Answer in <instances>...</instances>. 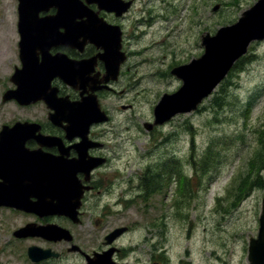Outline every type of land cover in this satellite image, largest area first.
I'll return each instance as SVG.
<instances>
[{
	"label": "flooded vegetation",
	"instance_id": "obj_1",
	"mask_svg": "<svg viewBox=\"0 0 264 264\" xmlns=\"http://www.w3.org/2000/svg\"><path fill=\"white\" fill-rule=\"evenodd\" d=\"M126 4L118 14L111 10ZM142 4L11 0L13 63L0 82V264H160L166 258L156 244L141 252L131 241L134 226H112L116 222L107 220L112 211H122L123 203L125 210L134 204L125 202L129 184L117 177L116 156L122 159L130 150L134 157L131 141L144 144L175 118L153 125L154 107L166 93L152 95L158 99L153 107L144 106L151 78L138 68L153 58L142 61L143 51L133 48L139 36L135 16ZM23 34L27 49L22 60ZM193 59L161 76H174L182 86L173 71ZM23 63L27 70L14 78ZM18 84L40 90V96L28 102L4 99ZM140 107L149 117L136 114ZM67 175L71 187L64 194ZM149 175L157 185L161 180L169 185L176 178V165L163 161L145 167L143 186L138 180V191L130 199L143 201L149 194L144 192ZM157 226L144 228L150 232Z\"/></svg>",
	"mask_w": 264,
	"mask_h": 264
},
{
	"label": "rangeland",
	"instance_id": "obj_2",
	"mask_svg": "<svg viewBox=\"0 0 264 264\" xmlns=\"http://www.w3.org/2000/svg\"><path fill=\"white\" fill-rule=\"evenodd\" d=\"M256 1L142 0L135 16L139 36L133 48L143 51L142 61L153 58L138 68L151 78L146 85L150 98L177 92L182 87L180 80L162 77L161 72L198 58L203 53V33L213 35L218 28L233 24ZM11 8V0H0V82L13 63ZM160 79L163 81L157 84ZM150 98L144 101L146 110L158 100ZM215 100L221 102L217 109ZM136 114L144 115L142 107ZM168 125L146 137L144 144L131 141L137 151L134 157L130 150L129 157L116 156V167L121 170L117 177L129 184V196L123 194L125 202L134 204L125 210L123 203L122 211H112L107 220L116 222L112 226H134L131 241L141 252L149 245L160 246L167 253L160 264H249L248 242L257 234L264 189L253 186L244 195L236 184L238 175L253 172L250 165L261 148L256 131L264 127V40L250 45L247 54L193 112L175 117ZM163 161L176 165L171 184L161 180L144 194L143 201L130 199L138 191V180L143 182L144 168ZM261 175L264 179V169ZM104 212L110 215L109 208ZM149 225L160 226L149 232L144 228Z\"/></svg>",
	"mask_w": 264,
	"mask_h": 264
},
{
	"label": "water",
	"instance_id": "obj_3",
	"mask_svg": "<svg viewBox=\"0 0 264 264\" xmlns=\"http://www.w3.org/2000/svg\"><path fill=\"white\" fill-rule=\"evenodd\" d=\"M217 8L218 6L214 7L213 10L215 11ZM120 9L121 8L118 7L117 11L116 9L113 10L118 12ZM122 10H126V8ZM263 40L264 0L255 2L249 9L245 10L240 15L234 24L219 28L213 36L209 33L202 34L201 46L204 49V53L200 58L192 60L189 64L173 71L178 78L182 79L183 86L176 93L164 95L161 98L153 111V125H161L176 115L188 114L194 111L204 99L211 95L213 90L226 77L234 63L246 55L249 45L252 42ZM26 43L27 37L23 34L19 44L21 51L20 58L22 60L26 56ZM22 66L23 69L15 73L13 76L14 78L27 70V65L25 66L23 63ZM34 93H36V95H32ZM38 94H40V90L18 84L16 90H10L5 93L4 99H15L19 102L25 100L28 102L27 100H29V98H38L36 97L40 96ZM54 107L56 108L58 106L56 105ZM70 177L67 175L65 178L64 194L68 191L67 189L71 187ZM65 204L67 205V201H65ZM57 206L60 208V203H58ZM71 213L72 212H70V214ZM247 261L249 264H264V191L261 198L257 234L255 238H250L248 242Z\"/></svg>",
	"mask_w": 264,
	"mask_h": 264
},
{
	"label": "trees",
	"instance_id": "obj_4",
	"mask_svg": "<svg viewBox=\"0 0 264 264\" xmlns=\"http://www.w3.org/2000/svg\"><path fill=\"white\" fill-rule=\"evenodd\" d=\"M236 66V65H235ZM234 66V67H235ZM233 67V68H234ZM221 102L215 100L213 103L214 107L219 108ZM257 142L261 146L260 150L256 153L257 156L252 160V164L250 168L253 169V172L248 171L245 176L238 175V181L236 184V188L240 193H244V195L250 190L251 187L256 186L260 189H264V179L261 175V170L264 169L263 161H264V127L261 131H256ZM257 157V158H256ZM263 165V166H262ZM263 168V169H262ZM156 184L155 177L149 175L145 182V192H149L152 188V185Z\"/></svg>",
	"mask_w": 264,
	"mask_h": 264
}]
</instances>
